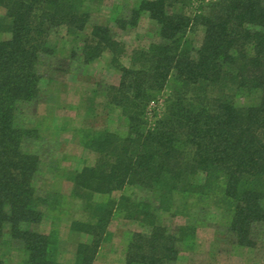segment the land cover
<instances>
[{"label":"trees","instance_id":"trees-1","mask_svg":"<svg viewBox=\"0 0 264 264\" xmlns=\"http://www.w3.org/2000/svg\"><path fill=\"white\" fill-rule=\"evenodd\" d=\"M194 1L140 0L121 10V30L136 28L144 15L158 25L159 41L134 50L130 67L122 62L126 45L109 26L94 24L84 35L83 62L109 53L121 73L106 102L120 111L127 132H86L83 145L97 160L67 176L76 196L107 198L87 203L91 221L72 223L90 238L78 245L74 264H95L118 211L151 227L128 240L125 264H176L197 237L193 224L173 232L159 220L177 196L217 200L237 244L257 245L255 229L264 225V0H215L192 15ZM0 9V247L19 250L20 264H62L58 234L35 228L56 197L38 189L41 158L23 147L37 133L21 115L42 94V64L57 52L52 33L65 27L79 38L91 13L86 0H0ZM199 31V47L189 49V35ZM166 91L161 113L150 117ZM130 186L152 193L157 204L113 198Z\"/></svg>","mask_w":264,"mask_h":264},{"label":"rangeland","instance_id":"rangeland-1","mask_svg":"<svg viewBox=\"0 0 264 264\" xmlns=\"http://www.w3.org/2000/svg\"><path fill=\"white\" fill-rule=\"evenodd\" d=\"M212 1L215 0H195L189 13L193 15L198 8ZM139 3L140 0H86L91 13L90 25L79 38L69 36L65 27L52 33L51 42L57 52L55 56L45 58L42 64L45 76L41 84L42 94L38 102L23 107L21 120L37 133L35 138L25 140L23 147L41 158L38 189L42 195L54 194L56 197L51 206L45 207L44 220L35 228L43 233L58 234L62 264H74L78 245L90 241L88 236L72 231V223L91 221L87 203L107 200L102 195L76 196L73 184L68 180L70 173L92 166L97 160V154L83 145L84 135L88 131L101 130L122 135L127 132V123L120 111L106 102L108 87L119 84L121 73L111 67L109 53L92 64H85L81 56L82 41L84 35L91 33L92 25L109 26L116 39L126 45L122 62L130 67L134 50L148 48L159 41L158 25L148 15H144L133 29L121 30L116 25L121 10L122 14L128 13V9ZM4 13L0 9V15ZM202 36V31L190 34L187 47H199ZM168 93L166 91L157 103L150 106V117L161 113ZM122 195L134 201L157 204L155 195L140 188L126 187L122 192H116L113 198L117 200ZM217 204V200L202 198L196 202L177 196L171 211L158 212L160 222L173 232L189 224L197 227L194 249L182 248L176 264H264V225L255 229L257 245L254 248L240 247L235 236L226 229L223 213ZM109 230L112 239L103 244L95 264H125L128 240L135 233L149 234L151 227L127 220L118 211ZM6 240H9L8 235ZM0 257L5 264H20L22 260L20 251L10 245L0 247Z\"/></svg>","mask_w":264,"mask_h":264}]
</instances>
